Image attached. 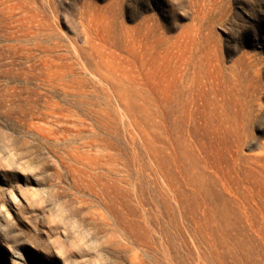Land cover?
Returning a JSON list of instances; mask_svg holds the SVG:
<instances>
[{
	"label": "rangeland",
	"instance_id": "1",
	"mask_svg": "<svg viewBox=\"0 0 264 264\" xmlns=\"http://www.w3.org/2000/svg\"><path fill=\"white\" fill-rule=\"evenodd\" d=\"M0 264H264V0H0Z\"/></svg>",
	"mask_w": 264,
	"mask_h": 264
}]
</instances>
